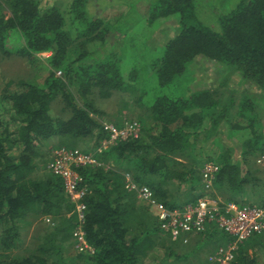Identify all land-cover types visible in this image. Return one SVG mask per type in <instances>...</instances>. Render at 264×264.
Masks as SVG:
<instances>
[{"label": "trees", "instance_id": "16d2710c", "mask_svg": "<svg viewBox=\"0 0 264 264\" xmlns=\"http://www.w3.org/2000/svg\"><path fill=\"white\" fill-rule=\"evenodd\" d=\"M87 7V0H75L71 6V21L86 24L81 30L78 25L70 29L57 6L44 8L40 0H0V54H10L8 40L16 31L23 40L18 54L30 63L42 52H53L42 85L0 79V87L5 85L0 97V264H144L158 250H165L164 260L172 254L183 261L186 255L161 244L158 220L142 202L151 206L127 188V175L170 208L194 203L205 187L198 140L203 133L206 140L225 128L240 143V159L235 161L225 149L207 158L220 166L212 196L260 205L264 187L253 159L264 155V125L256 100L249 94L236 105L232 96L223 99L220 90L209 88L185 97L161 95L138 121L132 120L142 127L138 139L109 143L106 113L96 106L95 96L134 94L131 82L138 84L139 73L134 69L127 76L123 56L111 42L121 33L104 19L92 18ZM198 7L197 0L135 6L150 23L178 17V33L152 65L160 86L178 83L200 57L232 69L242 82L264 93V0H242L221 18V31L197 20ZM59 99L64 106L56 113L53 104ZM63 148L83 152L98 163L78 169L87 189L83 229L93 252L77 256L70 254L76 249L74 231L81 224L76 206L63 179L46 167ZM215 230L211 226L201 237ZM254 238L264 245V236ZM244 244L233 264H260L261 250L251 254L255 244Z\"/></svg>", "mask_w": 264, "mask_h": 264}, {"label": "rangeland", "instance_id": "374dc122", "mask_svg": "<svg viewBox=\"0 0 264 264\" xmlns=\"http://www.w3.org/2000/svg\"><path fill=\"white\" fill-rule=\"evenodd\" d=\"M40 1L44 8L59 7L64 12L70 29L77 25L80 26L81 30L86 27V24L80 20H76L75 22L71 21L70 10L75 0ZM241 1L242 0H197L199 5L196 10L197 20L205 26L211 27L216 31H221V18L233 11ZM87 2V10L92 18L104 19L105 22L112 24L111 27L114 30L121 33L118 38H112L111 42L116 44L115 49L123 56V68L127 76L131 75L134 69L139 73L136 75L138 84L131 82L133 86H136L137 92H134V94H129L131 92L127 94L115 93L109 99L95 96L96 106L106 113L104 122L109 121L110 123L116 124L118 119H120L121 123L126 120L131 122L138 121V117L148 111L146 109L148 104L152 103L158 96L168 95L171 97H185L190 94V92L209 88L217 92L220 90L223 93V99H230L232 96L231 98L235 101L236 105H239L243 96L245 98L246 96L249 97V94H251L250 96L254 97L256 100V112L259 121L264 125V93L256 86L242 82L238 74L231 71L232 69L228 67L199 57L198 60L187 69L185 74L178 79V83L166 87L160 86L158 77L152 70V65L156 59L164 55L166 43L178 33V17L171 18L162 23L160 20L150 23L147 18L135 8L136 4L138 6L149 5L158 2V0H87ZM144 13L146 12L144 11ZM148 14L149 11L147 15ZM72 36L74 38L78 36L75 29H72ZM8 42V48L11 51L10 54H0V79L3 78L7 81L11 79L15 81L24 79L32 84L42 85L51 70L49 62L53 52H42L37 55V60L34 63H30L26 58L18 54L23 42L18 31L10 37ZM49 54L51 55L50 57H48ZM57 75L62 76V73L58 71ZM4 86L5 85L0 87V97L2 96ZM141 93H144V96H141ZM224 103H226V101H224ZM63 106L64 103L59 99L53 104V109L56 110V113H60V109ZM65 116L67 117L68 113H65ZM237 142L238 141L228 135L225 128H222L220 131H213L206 140L205 133H203L198 140V148L201 149L202 154L200 157L202 159V166L208 161L207 158L209 156L212 157L217 155L221 153L223 149L232 154L235 161L239 160L240 143ZM48 149L46 151H48ZM260 156L261 155L258 157L256 156L253 159V165L257 169V175L262 180V185L264 187V165L257 164V159ZM184 162L189 163L186 160H184ZM41 168L44 170V167ZM213 193L216 194L215 188ZM217 197L223 200L221 196L217 195ZM242 203L245 204V202ZM250 203L253 204V202ZM142 204L148 207L150 213L158 220L155 211L144 202H142ZM223 234L224 233L220 231L218 235L223 236ZM159 237H161V244L167 248L169 246L183 247L181 243L173 242L171 238L165 234ZM192 238L193 237H191V239ZM215 246L218 247V244H215ZM23 249H25V246ZM164 252L165 250L156 251L153 256H149L145 259L144 264H164ZM187 252H189V249H180L177 254L186 255ZM171 253L168 252L167 254ZM70 254L72 256H77L80 252L73 248ZM260 256V264H264V254ZM169 259L170 264H192L194 263L195 257L179 261V259H175L174 255L171 254L169 255ZM166 261H168V259Z\"/></svg>", "mask_w": 264, "mask_h": 264}, {"label": "built area", "instance_id": "2783aa9c", "mask_svg": "<svg viewBox=\"0 0 264 264\" xmlns=\"http://www.w3.org/2000/svg\"><path fill=\"white\" fill-rule=\"evenodd\" d=\"M50 56L49 54L48 57ZM104 126L111 137L109 143L117 140L126 141L130 138L138 139L142 130L139 123L128 120L124 121L122 126L109 122H105ZM257 164L264 165V155L257 159ZM97 165V161L91 156L65 148L56 150L52 161L47 164L49 171L63 179L64 190L76 205L81 224L74 231L73 236L76 241L75 247L79 252H93V248L89 245L83 229L86 205L82 200L87 194V189L81 185L83 179L78 169ZM219 171L220 167L217 163L205 162L202 168L205 186L203 195L196 202L180 207L170 208L157 201L148 186L139 187L129 175H127V188L136 191L138 197L151 206L158 218L160 230L174 242L182 241L187 244L191 237L203 235L211 226L223 232L229 240L210 256V261L218 264H233L240 247L245 242L254 236H264V202L261 205L242 206L213 197V182ZM45 220L50 223V218Z\"/></svg>", "mask_w": 264, "mask_h": 264}, {"label": "crops", "instance_id": "0c3cea01", "mask_svg": "<svg viewBox=\"0 0 264 264\" xmlns=\"http://www.w3.org/2000/svg\"><path fill=\"white\" fill-rule=\"evenodd\" d=\"M196 60H198V58ZM219 232L220 231L215 230V232H212V233L208 232V234H206L205 237L204 236L203 237L201 236L193 237L188 244L177 242V243H181L183 247H174V248L177 252L180 251V249H189V252H187L185 259H192L193 257H195L194 263L192 264H211L213 262L209 261L210 256L217 251L219 246L226 244L227 241L229 240V237L225 234H223V236L218 235ZM255 239L256 238H254L253 240L247 241L244 244V246L250 243H254L255 249L250 248L249 252L252 254L253 252H255V250L260 249L263 255L264 245L255 243L254 242ZM215 244H218V247H216ZM177 252L175 254H177ZM180 256L183 257L184 255H180ZM169 261L170 259H168V261L165 260L164 264H170ZM213 264H217V263H213Z\"/></svg>", "mask_w": 264, "mask_h": 264}, {"label": "clouds", "instance_id": "9594fccd", "mask_svg": "<svg viewBox=\"0 0 264 264\" xmlns=\"http://www.w3.org/2000/svg\"><path fill=\"white\" fill-rule=\"evenodd\" d=\"M162 234H164L163 232H162ZM174 242V241H173ZM184 243V242H183Z\"/></svg>", "mask_w": 264, "mask_h": 264}]
</instances>
